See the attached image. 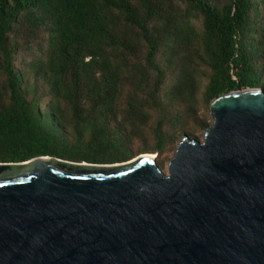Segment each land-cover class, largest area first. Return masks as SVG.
Instances as JSON below:
<instances>
[{
    "label": "trees",
    "instance_id": "16d2710c",
    "mask_svg": "<svg viewBox=\"0 0 264 264\" xmlns=\"http://www.w3.org/2000/svg\"><path fill=\"white\" fill-rule=\"evenodd\" d=\"M237 85L264 89V0H0V163L162 169Z\"/></svg>",
    "mask_w": 264,
    "mask_h": 264
},
{
    "label": "water",
    "instance_id": "95a60500",
    "mask_svg": "<svg viewBox=\"0 0 264 264\" xmlns=\"http://www.w3.org/2000/svg\"><path fill=\"white\" fill-rule=\"evenodd\" d=\"M208 107L167 173L148 154L0 163V264H264V89Z\"/></svg>",
    "mask_w": 264,
    "mask_h": 264
},
{
    "label": "rangeland",
    "instance_id": "374dc122",
    "mask_svg": "<svg viewBox=\"0 0 264 264\" xmlns=\"http://www.w3.org/2000/svg\"><path fill=\"white\" fill-rule=\"evenodd\" d=\"M196 24L198 25V22H196ZM197 102H198V104H197V116L199 117V118H204V119H206V121H207V123L209 124V126L211 125V122H212V120H211V116H210V112H209V107L208 106H206L203 102H202V98H201V96H198V100H197ZM190 126H191V124H190ZM207 129V127L206 128H203V129H198V130H195L194 131V136H195V138H190V139H195V140H197V141H202L203 140V136H204V131ZM184 136V135H183ZM182 136V137H183ZM182 137H179V139L181 140L182 139ZM179 140V141H180ZM179 141H178V143H179ZM150 143H152V141H149ZM177 147V146H176ZM176 147H175V149H176ZM175 149L173 150V152L172 151H169L167 154H166V157H167V160L164 162V166L162 167V171L164 172V173H167V164H168V161L174 156V152H175ZM144 154H148V155H152V156H154V157H156V159L157 158H160V156H158V154L157 153H153V154H150V153H144ZM140 155H143V153L142 154H139V155H137V156H135V157H133L131 160H129V161H127V162H130V161H132V160H134L135 158H137L138 156H140ZM161 159H162V157H161ZM123 163H126V162H123ZM118 164H121V163H118ZM112 165H114V164H112Z\"/></svg>",
    "mask_w": 264,
    "mask_h": 264
}]
</instances>
